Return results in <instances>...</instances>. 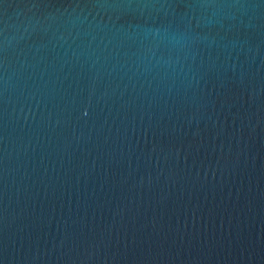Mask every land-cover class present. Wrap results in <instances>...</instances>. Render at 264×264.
<instances>
[{
    "label": "water",
    "instance_id": "95a60500",
    "mask_svg": "<svg viewBox=\"0 0 264 264\" xmlns=\"http://www.w3.org/2000/svg\"><path fill=\"white\" fill-rule=\"evenodd\" d=\"M0 264H264V0H0Z\"/></svg>",
    "mask_w": 264,
    "mask_h": 264
}]
</instances>
